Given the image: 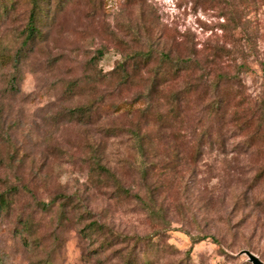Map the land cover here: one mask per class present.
<instances>
[{"label":"rangeland","instance_id":"374dc122","mask_svg":"<svg viewBox=\"0 0 264 264\" xmlns=\"http://www.w3.org/2000/svg\"><path fill=\"white\" fill-rule=\"evenodd\" d=\"M39 1L42 38L22 48L30 0H0V264H264V154L236 153L230 134L225 153L194 159L191 112L159 126L137 108L165 114V100L101 77L169 52L196 62L203 91L221 77L261 102L264 0Z\"/></svg>","mask_w":264,"mask_h":264},{"label":"trees","instance_id":"16d2710c","mask_svg":"<svg viewBox=\"0 0 264 264\" xmlns=\"http://www.w3.org/2000/svg\"><path fill=\"white\" fill-rule=\"evenodd\" d=\"M39 2V0H30L31 7L22 48L42 38L37 26L43 13ZM130 62H132L131 72H129ZM196 66V62L190 57H172L169 52H161L154 57L151 50L146 52L138 50L124 57L109 75L101 77L105 82L117 79L116 86L141 83L146 91V100L151 101L154 98L165 100L168 106V112L165 114L158 110L152 111L146 105L137 108L144 114L151 113L159 126L172 127L177 120L180 123L186 121L188 124L189 120L186 116L191 112L190 116L193 120L190 129L191 134L194 135L191 152L194 159L201 157L206 149L225 153L229 146L226 138L230 134L232 138H240L234 146L236 153L264 154V100L251 103L241 97L237 91L232 94L231 91L223 90L226 83H222L224 78L221 77L210 82L209 89L203 91L200 88L206 84V81L202 82L194 75ZM237 79L238 77L233 78L234 81ZM75 86L76 83L70 84L69 94ZM175 86L177 87L172 88ZM236 98L237 102L231 105ZM87 111L89 108L81 106L70 110L69 115L73 119H80L88 115ZM145 134L147 133L140 134L138 130L133 132L136 148L141 152H144L142 150ZM262 162L253 180H264V160ZM151 165L146 161L137 164L136 168L142 179L147 177V168ZM95 166L98 174H104L108 180H111L118 192L129 195L107 168L98 161L95 162ZM5 204L6 200L0 195V212ZM204 238L196 237L192 240L195 243Z\"/></svg>","mask_w":264,"mask_h":264},{"label":"water","instance_id":"95a60500","mask_svg":"<svg viewBox=\"0 0 264 264\" xmlns=\"http://www.w3.org/2000/svg\"><path fill=\"white\" fill-rule=\"evenodd\" d=\"M247 257H248V261L251 264H263L258 258L254 257L253 255H251L250 253H246Z\"/></svg>","mask_w":264,"mask_h":264}]
</instances>
